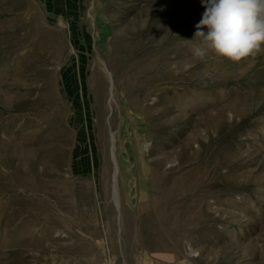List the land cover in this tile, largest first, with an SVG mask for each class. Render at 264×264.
Segmentation results:
<instances>
[{"label": "rangeland", "instance_id": "1", "mask_svg": "<svg viewBox=\"0 0 264 264\" xmlns=\"http://www.w3.org/2000/svg\"><path fill=\"white\" fill-rule=\"evenodd\" d=\"M203 11L200 0H0V264H140L159 251L264 264V45L239 61L196 55ZM119 43L155 62L141 79L156 103L116 206L115 128L104 126L97 188L70 165L73 149L98 144L97 68Z\"/></svg>", "mask_w": 264, "mask_h": 264}, {"label": "bare ground", "instance_id": "2", "mask_svg": "<svg viewBox=\"0 0 264 264\" xmlns=\"http://www.w3.org/2000/svg\"><path fill=\"white\" fill-rule=\"evenodd\" d=\"M112 45L117 46L116 49H118V52H115L113 58H110L108 55V57H105V59L101 61L103 73L95 66L97 71L100 72L103 77L105 75V78H107L106 83L102 80L100 82L97 81L96 83V88L98 92L101 93V107L97 108L95 106L96 108L94 109V113L92 112L91 115L94 116V123L98 127V144L93 140H89V142H85V145L82 144L79 150L73 149V153H77L78 155L71 156L77 160H75L70 165V169L72 170L71 172L85 171V168H87L85 172H89L91 170V174L96 177L95 182L97 188V184L99 182L102 183L100 177L102 166L105 167L106 164V169L104 172L102 171L103 179L107 177V166H109L108 161L105 159L107 132L104 126L105 124H108L111 129L115 128L116 132L110 134L112 156L111 166H113L111 193L112 198L117 206V178L119 173H122L124 164H127L126 159L129 158V155L132 152V142H134V145H136L137 142H139L138 139L142 135L147 137L151 132V127L147 125L146 119L148 115L152 114L149 109L152 108L156 102H148L150 95L153 92L148 90V77H146L144 80L141 78L147 73L148 70L154 68L155 62L150 60V64L144 65V60L147 59H143L145 51L137 54V52H134L130 48L131 45L128 43ZM133 58L137 59L132 60ZM141 63L142 65H140ZM155 67L157 68L159 66L156 64ZM107 96L109 102L108 104L111 107L112 114L106 122L104 120L105 109L103 107V100ZM111 102H114V108L111 106ZM85 146H88L90 151V167L86 165L84 157ZM24 155V160L27 164L26 166L30 171L34 168V163L37 157L34 158V156L28 150H25ZM73 174L74 173H72V176ZM120 179L122 180L119 175V180ZM44 200L45 199L43 198V201ZM191 252L192 251H190V253Z\"/></svg>", "mask_w": 264, "mask_h": 264}, {"label": "clouds", "instance_id": "3", "mask_svg": "<svg viewBox=\"0 0 264 264\" xmlns=\"http://www.w3.org/2000/svg\"><path fill=\"white\" fill-rule=\"evenodd\" d=\"M204 7L194 25V35L203 47L195 54L203 57L208 50L217 56L239 61L254 55L264 45V0H200Z\"/></svg>", "mask_w": 264, "mask_h": 264}, {"label": "crops", "instance_id": "4", "mask_svg": "<svg viewBox=\"0 0 264 264\" xmlns=\"http://www.w3.org/2000/svg\"><path fill=\"white\" fill-rule=\"evenodd\" d=\"M140 264H188L183 256L159 251L151 253Z\"/></svg>", "mask_w": 264, "mask_h": 264}]
</instances>
